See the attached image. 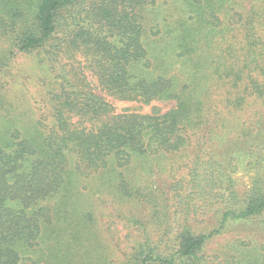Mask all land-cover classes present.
Returning a JSON list of instances; mask_svg holds the SVG:
<instances>
[{
	"label": "rangeland",
	"instance_id": "1",
	"mask_svg": "<svg viewBox=\"0 0 264 264\" xmlns=\"http://www.w3.org/2000/svg\"><path fill=\"white\" fill-rule=\"evenodd\" d=\"M219 1L149 0L142 11L147 59L134 74L148 80L174 78L178 89L188 88L185 98L192 103L195 124L185 147L134 156L128 164L111 159L107 170L90 177L78 158L69 156L66 184L39 204L49 215L38 247L24 251L22 264H139L146 250L154 260L174 256L176 264H264V213L228 222L193 259L179 261L177 253L182 235L217 231L225 207L219 199L240 200L264 173L251 148L256 135L264 134V117L258 121L253 112L264 106L259 102L249 108L253 97H244L243 110L228 108L216 74L217 57L247 54L249 34L264 40V24L244 27L259 9L252 10L253 0H226L227 12H217ZM68 35L64 27L57 41L26 53L19 50L17 33L5 35L0 28V145L19 136L48 135L69 96L64 92L79 83L109 102L116 114L174 109V102L117 100L100 86L91 54L62 49ZM228 46L233 50L226 51ZM261 56L264 66V52ZM263 76L256 73L259 84ZM199 124L202 130L192 129ZM154 260L149 263L158 264Z\"/></svg>",
	"mask_w": 264,
	"mask_h": 264
},
{
	"label": "trees",
	"instance_id": "2",
	"mask_svg": "<svg viewBox=\"0 0 264 264\" xmlns=\"http://www.w3.org/2000/svg\"><path fill=\"white\" fill-rule=\"evenodd\" d=\"M85 1H90L88 6L79 9ZM253 2L252 10L259 7L260 13L247 19L245 28L264 24V0ZM147 4L149 0H0V28L5 35L10 31L19 35L17 44L21 52L42 50L57 41L62 28H69L70 35L62 49L91 54L98 66L100 86L117 100L145 105L155 101L176 104L166 113L116 114L109 102L79 83L75 90L64 92L63 96H69L61 102L56 128L48 135L19 136L0 145V264H22L24 251L38 247L49 215L39 204L63 189L69 156H76L90 177L107 170L111 159L128 164L134 156L177 152L187 144L195 124L192 103L185 98L188 88L178 89L174 78L148 80L134 74L136 67L147 59L142 13ZM227 5L228 1L220 0L217 12H227ZM204 20L205 17L199 23ZM246 46L245 55L217 57V84L226 91L224 103L228 108L243 110L244 97H253L249 108L259 102L264 106V83L259 84L255 78L256 73L264 75V66L260 64L264 40L256 33L249 34ZM57 48L61 49L59 45ZM225 50L230 52L233 47ZM245 80L248 82L243 90L236 93ZM253 115L260 121L264 110ZM201 120L203 123L206 119ZM200 124L192 129L202 130ZM253 143V159L263 165L264 134H257ZM232 195L235 198L234 192ZM217 202H225L217 231L210 235H182L179 261L195 258L208 239L219 234L228 222L254 220L264 213V173H258L240 200ZM142 257L139 264L154 260L147 250ZM154 261L176 264L174 256Z\"/></svg>",
	"mask_w": 264,
	"mask_h": 264
}]
</instances>
